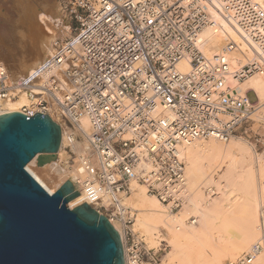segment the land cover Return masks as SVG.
<instances>
[{
  "label": "built area",
  "instance_id": "obj_1",
  "mask_svg": "<svg viewBox=\"0 0 264 264\" xmlns=\"http://www.w3.org/2000/svg\"><path fill=\"white\" fill-rule=\"evenodd\" d=\"M70 6L75 34L57 41L17 85L0 62V101H15L24 92L36 97L20 111L28 117H59L72 126L88 119L91 148L76 190L123 228L125 264H162L166 242L149 247L123 200L137 183L178 212L187 195L178 147L211 138L230 141L250 121L257 94L237 85L255 76L264 80V8L254 0H70ZM209 9L248 47L250 57L233 72L237 43L228 41L211 58L201 49L203 30L217 27ZM183 61L188 71L179 68ZM260 225L264 231V207ZM262 250L257 243L227 264H253Z\"/></svg>",
  "mask_w": 264,
  "mask_h": 264
},
{
  "label": "bare ground",
  "instance_id": "obj_2",
  "mask_svg": "<svg viewBox=\"0 0 264 264\" xmlns=\"http://www.w3.org/2000/svg\"><path fill=\"white\" fill-rule=\"evenodd\" d=\"M254 1L264 8V0ZM209 14L217 27L208 26L203 30L200 35L201 49L211 58L228 41L237 43L240 50L232 54L233 72L241 63H245L244 57H250L248 47L239 33L217 11L209 9ZM38 17L45 24L50 22L56 28L70 31L68 16H65L59 6L53 8L50 15ZM30 22L33 19L28 21L29 24ZM33 25L26 26L32 28L31 33L36 34V39H41L39 41L44 44L43 53L39 52L41 55H38L37 52V57L34 53L33 58L19 62L20 65L17 62L18 68L21 66L19 70L14 71L17 65L13 66L16 67L14 70L12 66L9 67L12 73L10 80L14 86L48 58L57 38L51 27L49 34L45 35L39 33L37 24ZM179 68L188 71L189 63L183 61ZM237 88L244 93L254 91L258 97L255 109L264 114L262 78L251 77L237 85ZM35 98L34 95L23 92L15 101H0V115L4 111L20 112L23 107L31 106ZM258 113H249L248 119L264 118ZM73 125L80 140L76 141L68 132L63 131L61 147L69 144L76 153L81 152L82 148L79 168L74 173L67 168H61L68 177L73 173V183L77 185L83 180L80 171L84 167V156L89 154L87 150L91 148L90 123L86 117H82ZM178 153L186 163L187 195L183 207L177 213H171L156 197L148 194L146 187L133 183L132 194L124 198L123 205L131 209L136 218L135 230L137 226L138 231L154 236L156 241L163 237L160 242H168L172 248L166 257H170L177 264H221L227 257L238 259L244 253H250L257 243H263V250L254 258L253 264H264V231L260 225V212L264 207V158L257 155L248 144L234 137L227 142L211 138L184 143L178 147ZM213 188L216 190L213 191ZM84 203L90 205L85 195L80 193V196L69 203V207L75 209ZM190 216H195L196 220L187 224ZM114 225L124 241L123 228L118 223ZM155 242L150 239L151 248H154Z\"/></svg>",
  "mask_w": 264,
  "mask_h": 264
},
{
  "label": "water",
  "instance_id": "obj_3",
  "mask_svg": "<svg viewBox=\"0 0 264 264\" xmlns=\"http://www.w3.org/2000/svg\"><path fill=\"white\" fill-rule=\"evenodd\" d=\"M63 129L50 116L0 115V264H125L122 239L84 203L57 161Z\"/></svg>",
  "mask_w": 264,
  "mask_h": 264
},
{
  "label": "rangeland",
  "instance_id": "obj_4",
  "mask_svg": "<svg viewBox=\"0 0 264 264\" xmlns=\"http://www.w3.org/2000/svg\"><path fill=\"white\" fill-rule=\"evenodd\" d=\"M56 6H59L63 10V13L65 14L66 17L68 16L67 20L69 23L68 27L70 28V31H65L62 30L61 28H56L55 25L52 26V23L48 22L46 19L45 22H48L46 24L44 22H41L42 20L40 21V17L38 16H41L43 18L50 15L51 10ZM31 18L33 19V22H30L31 24H29L28 21L30 20L32 21ZM21 24L23 27H21ZM25 24L29 26L30 25L32 26L33 24L36 26L37 24L36 28L37 30L39 29V33L41 34L44 33L45 35L49 34V28L51 27L55 32L53 33L57 37L55 42L53 43V47L57 41H62L72 37L75 34L74 29L76 28V22L73 16L71 15L70 0H0V62L5 63L8 69L11 66L13 67L17 65V69L14 70V68L16 67L12 68L14 71L19 70V68H21V66L18 68V66L20 65L19 62H23L27 59L29 60L31 59V57L33 58L35 54H36L35 57H37L42 52L43 50L42 47L44 46V44L40 42L41 39H36V34L31 33L32 28L27 27ZM6 46L8 47V49ZM7 57L9 58V60H7L8 59ZM17 62L19 63V65ZM9 72L10 75L12 76L10 70ZM249 99L252 102H255L256 101L255 93H250ZM252 112L258 113L260 111L254 109ZM258 114L259 116L264 117L263 113H258ZM254 119L256 120L251 119L247 123H244L243 126L238 129L234 138L248 144L250 148H252V150L255 153H257V155L259 156L261 155L264 158V118L262 119L254 118ZM54 121L57 122L59 125H61L63 131L68 132L69 135H71L72 138H74L76 141L80 140L77 132L75 131L76 129L68 121L61 119L59 117H56ZM61 150L59 152V154L61 155L58 154V159L55 162L58 163L60 167L67 168L74 173V171H76L79 168V160L82 154V148L80 150L81 152L76 153V151H74L69 144H66L65 147L64 146L61 147ZM73 173L71 174V177H69L71 181H74ZM214 190L216 189L213 188V191ZM135 214L137 216V212ZM189 218L190 219L187 220V224H190L196 220L195 216H190ZM136 229H137L136 231L139 230L137 226ZM139 232L143 234L148 246L152 247L150 244V239L155 242L156 238H154V236L152 235H146L141 230ZM163 233L166 236L165 231ZM162 238L163 237L157 238V241L154 243L155 245H153L154 248L160 245L159 243L162 240ZM164 245H166L167 250L162 255V264H177V262L171 259L170 257L169 258L166 257L167 254L171 253L172 251L170 244L166 242ZM227 258L223 259V262L221 264H227L230 261L236 260V259H231L229 257Z\"/></svg>",
  "mask_w": 264,
  "mask_h": 264
}]
</instances>
